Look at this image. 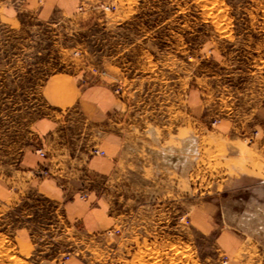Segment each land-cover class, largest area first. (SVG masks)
Segmentation results:
<instances>
[{
	"label": "rangeland",
	"instance_id": "374dc122",
	"mask_svg": "<svg viewBox=\"0 0 264 264\" xmlns=\"http://www.w3.org/2000/svg\"><path fill=\"white\" fill-rule=\"evenodd\" d=\"M57 74L113 87L141 174L98 235L24 181L0 192V264H264V0H0V182Z\"/></svg>",
	"mask_w": 264,
	"mask_h": 264
},
{
	"label": "crops",
	"instance_id": "0c3cea01",
	"mask_svg": "<svg viewBox=\"0 0 264 264\" xmlns=\"http://www.w3.org/2000/svg\"><path fill=\"white\" fill-rule=\"evenodd\" d=\"M81 81L80 76L57 74L45 82L42 97L49 114L33 124L32 142L21 155L16 173L3 177L0 192H12V185L24 181L41 195L63 202L69 221L83 224L89 235H98L114 224L109 211L113 191H124L128 177L140 173V145L129 125L128 106L113 87ZM258 115L262 128L264 111ZM39 149L47 160L38 155ZM93 150L105 156H95Z\"/></svg>",
	"mask_w": 264,
	"mask_h": 264
},
{
	"label": "built area",
	"instance_id": "2783aa9c",
	"mask_svg": "<svg viewBox=\"0 0 264 264\" xmlns=\"http://www.w3.org/2000/svg\"><path fill=\"white\" fill-rule=\"evenodd\" d=\"M38 155L42 158V159H46L47 158V154L42 150V149H39L38 150ZM94 155L96 156H105V153L104 152H100L98 150H95L94 151Z\"/></svg>",
	"mask_w": 264,
	"mask_h": 264
}]
</instances>
